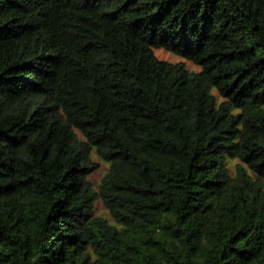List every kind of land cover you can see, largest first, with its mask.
Segmentation results:
<instances>
[{
	"label": "trees",
	"instance_id": "trees-1",
	"mask_svg": "<svg viewBox=\"0 0 264 264\" xmlns=\"http://www.w3.org/2000/svg\"><path fill=\"white\" fill-rule=\"evenodd\" d=\"M0 264H264V0H0Z\"/></svg>",
	"mask_w": 264,
	"mask_h": 264
},
{
	"label": "rangeland",
	"instance_id": "rangeland-1",
	"mask_svg": "<svg viewBox=\"0 0 264 264\" xmlns=\"http://www.w3.org/2000/svg\"><path fill=\"white\" fill-rule=\"evenodd\" d=\"M155 54L160 58V59H164V60H168L170 62L176 63V62H185L187 67L189 68V70L191 71H200L201 68L200 66L196 65L195 63H193L192 61H189L187 59H183L182 57L169 52L165 49H156L155 50ZM92 158L99 163V168L94 171L90 176V180L93 184V186L95 188H98L99 183L101 182L103 176L107 173L109 165L108 163L100 160L96 155H93ZM236 160H232L231 161V166L232 168H234V166L236 165ZM96 212L98 215H101L103 217L109 218L111 219L108 211L105 209L103 202L101 200H98L96 202Z\"/></svg>",
	"mask_w": 264,
	"mask_h": 264
}]
</instances>
